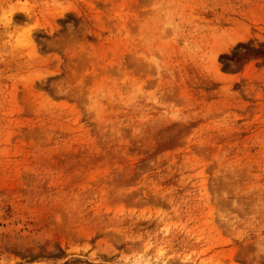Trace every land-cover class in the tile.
<instances>
[{
    "label": "rangeland",
    "instance_id": "rangeland-1",
    "mask_svg": "<svg viewBox=\"0 0 264 264\" xmlns=\"http://www.w3.org/2000/svg\"><path fill=\"white\" fill-rule=\"evenodd\" d=\"M0 264H264V0H0Z\"/></svg>",
    "mask_w": 264,
    "mask_h": 264
}]
</instances>
